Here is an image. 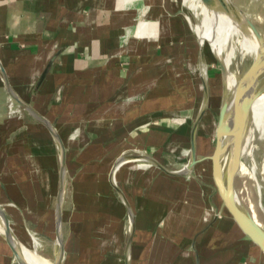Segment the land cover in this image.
<instances>
[{
	"label": "crops",
	"instance_id": "obj_1",
	"mask_svg": "<svg viewBox=\"0 0 264 264\" xmlns=\"http://www.w3.org/2000/svg\"><path fill=\"white\" fill-rule=\"evenodd\" d=\"M175 3L0 0V63L8 82L65 147L73 188L64 264H264L211 188L204 158L212 140L205 133L213 125L214 135L217 119L209 105L197 130L194 177L130 161L115 173L133 212L131 235L127 209L109 182L122 155L145 153L169 170L185 165L184 149L190 156L204 88L197 64L183 55L184 14ZM9 103L0 80V193L18 189L24 178L26 185L39 182L55 168V153L59 171L48 130L26 112L9 117L16 111ZM0 264H14L1 235Z\"/></svg>",
	"mask_w": 264,
	"mask_h": 264
},
{
	"label": "rangeland",
	"instance_id": "obj_2",
	"mask_svg": "<svg viewBox=\"0 0 264 264\" xmlns=\"http://www.w3.org/2000/svg\"><path fill=\"white\" fill-rule=\"evenodd\" d=\"M174 2H176V7H174L175 10L176 8H180L187 13L186 15L189 14V21L184 15L182 18V20L184 19L183 24L185 27L182 29V33L185 35V48L183 55H190V62L193 65L197 64L198 70V59L200 52V46L198 44L199 40H197L198 34L200 41L203 42L202 50L205 55V62L207 64L208 78L206 79L209 89L208 105L212 109L213 118L214 121H216L218 107L222 102V92L220 89L222 73H220V62L217 59L219 58L220 48L218 47L217 41L220 39V37L223 39V33L225 32L226 27V15L218 10L204 14L199 6V2L196 0H174ZM232 2L236 8L240 9L248 16L249 20L252 21L260 31L264 32V0H232ZM181 54L182 52L180 51V55ZM248 64L249 62L247 58L237 55L233 58L231 69L236 74V76H238L245 71ZM197 81L198 84H200L199 78H197ZM212 131L213 125H209L205 134L211 138L212 142L210 144L209 150H206L207 155L212 152L214 146V135L212 134ZM39 139L40 140L35 143L36 149L38 148L37 151L42 148V145L45 142L44 138L41 137ZM199 141H201V137L199 138ZM252 141V159L256 164V168L254 169L255 178H252L251 176L252 161L249 159V157H244L234 179V190L242 209L246 211L261 228H264V224H262L264 223V178H262L264 177V139H260L256 135L254 138H252ZM183 151L185 153L183 161L187 162L189 159V151L186 149ZM52 157V160L55 162V168H52V172L46 175L40 174L38 178L39 182L26 185L24 178L23 183L21 182L18 184V189L0 193V205L7 214L14 234L27 248L35 249L39 255L50 260L52 259L53 248L51 239H54L53 203L55 198L54 196L57 194L58 178L56 153ZM41 161H44V159L42 158ZM132 163H136L135 165L137 168L140 166L149 165L148 163L144 164L141 162ZM49 183L51 184L52 189L50 191H46L47 184L49 186ZM258 186L260 191L258 190ZM43 188H45V190ZM71 188H73L72 178L69 176L68 190L65 197L62 215L63 235L65 232L67 234L69 227L65 224V219L72 210ZM48 193L49 195L51 193L53 196L51 201L52 204H49L50 201L48 199ZM67 235L69 236V232ZM45 237L50 239L47 240ZM67 240L69 241L70 239L68 238ZM73 250L72 243L69 242V253H73ZM71 256L69 257L71 258ZM72 261L73 260L71 259V262ZM14 264L17 263L14 261Z\"/></svg>",
	"mask_w": 264,
	"mask_h": 264
},
{
	"label": "water",
	"instance_id": "obj_3",
	"mask_svg": "<svg viewBox=\"0 0 264 264\" xmlns=\"http://www.w3.org/2000/svg\"><path fill=\"white\" fill-rule=\"evenodd\" d=\"M201 3L205 6L208 5L207 0H200ZM233 9L236 11H240L232 4ZM180 13H183L180 10ZM248 26L257 34L258 38L262 40L264 36L260 35L258 32V28L252 24L248 19L246 20ZM200 60L203 61L204 53L202 47H200L199 52ZM201 61L199 62V75L203 82V97L201 106L197 112L196 117L194 118V123L191 129L190 142V156L186 164L178 169V170H169L158 161H156L151 156L140 153L138 155L131 156H120L118 157L111 170L109 172V182L111 183L112 188L115 190L118 198L124 204L127 209V217H128V225H129V235H131L133 230V212L128 206L127 201L121 190L118 188L115 182V173L119 169V167L125 162H144L148 163L151 166L157 167L162 172L171 175V176H181V175H189L194 177L192 173L193 167L199 162V159L196 158V136L197 130L199 127V123L201 118L205 112V109L208 105V93H207V84H206V76L202 75V67ZM253 64L248 65L245 71V76L247 77L250 73H256V70H251ZM261 68L259 64H257ZM262 69V68H261ZM207 67L205 69V72ZM221 73L223 74V67L220 66ZM0 80L8 93L10 101L18 106L23 112H26L30 116H32L35 120L45 126V128L50 133L55 146L58 150V160H59V171H58V187L56 194V201L54 206V239L52 240V261L57 264H63L65 259V251H64V235H63V222H62V213L64 208V202L66 193L68 190V175L66 168V156H65V147L63 142L61 141L59 135L57 134L55 128L42 116L36 113L33 109L27 106L24 102L20 100L17 94L12 90L5 70L0 63ZM225 89V88H224ZM227 114V105L225 102L220 104L217 123L215 126L214 132V146L212 153L209 156H206L204 159L209 162L210 165V175L213 182L211 186L213 192L218 195L221 200V203L225 209V211L230 215L233 219L239 230L259 249V251L264 255V228H261L250 216L244 211L238 201L236 192L234 190V179L241 165L242 159L245 157V154L239 150L234 151L233 144H228L225 142V117ZM253 142V141H252ZM251 142V145L253 144ZM214 207V205H212ZM0 219L3 222L4 230L0 235L7 242L9 247L11 248L14 254V261L17 264H25L21 248L26 247L14 234L9 219L7 217L6 212L3 207L0 205ZM27 248V247H26ZM30 249V248H28ZM57 249V250H56Z\"/></svg>",
	"mask_w": 264,
	"mask_h": 264
},
{
	"label": "bare ground",
	"instance_id": "obj_4",
	"mask_svg": "<svg viewBox=\"0 0 264 264\" xmlns=\"http://www.w3.org/2000/svg\"><path fill=\"white\" fill-rule=\"evenodd\" d=\"M196 1L199 2L204 14L218 10L226 15L223 39L220 37L217 41L220 48L219 58L216 57L220 62V66L223 67L220 86L221 99L227 105L224 139L226 143L233 144L234 151L239 150L245 154V157H249L252 161L251 176L255 178L254 169L256 164L252 159L251 142L256 135L258 138L264 139V38L260 40L257 34L248 26L246 20H249V18L243 11L233 9L232 0H207V6L203 5L200 0ZM182 11L189 21V14L186 15L187 13L184 10ZM250 22L254 24L252 21ZM258 33L264 36V32L259 30ZM197 40H199V46L203 47L199 34ZM237 55L247 58L248 65L253 64L251 70H256V73L252 75L250 73L247 77H244L246 68L241 75L236 76L231 67L233 58ZM206 65L205 58H203V61H201V74L204 76L207 75V70L205 72ZM205 82L207 84V80ZM202 86H204L203 83ZM207 93L209 96L208 84ZM258 190L260 191L259 186ZM3 230V222L0 219V231ZM21 253L25 264H57L39 255L35 249L22 247Z\"/></svg>",
	"mask_w": 264,
	"mask_h": 264
},
{
	"label": "built area",
	"instance_id": "obj_5",
	"mask_svg": "<svg viewBox=\"0 0 264 264\" xmlns=\"http://www.w3.org/2000/svg\"><path fill=\"white\" fill-rule=\"evenodd\" d=\"M11 106H14L15 109H16V111L12 110L11 113L8 114L9 117L14 116V114H20V113L22 114V110H21L18 106L14 105V104L10 101V103H9V107L11 108ZM18 116H21V115H18Z\"/></svg>",
	"mask_w": 264,
	"mask_h": 264
},
{
	"label": "flooded vegetation",
	"instance_id": "obj_6",
	"mask_svg": "<svg viewBox=\"0 0 264 264\" xmlns=\"http://www.w3.org/2000/svg\"><path fill=\"white\" fill-rule=\"evenodd\" d=\"M220 73H221V72H220ZM219 108H220V105H219V107H218V111H217V118H218Z\"/></svg>",
	"mask_w": 264,
	"mask_h": 264
}]
</instances>
